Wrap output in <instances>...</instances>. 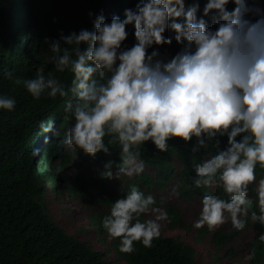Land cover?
Segmentation results:
<instances>
[{
  "label": "clouds",
  "instance_id": "obj_1",
  "mask_svg": "<svg viewBox=\"0 0 264 264\" xmlns=\"http://www.w3.org/2000/svg\"><path fill=\"white\" fill-rule=\"evenodd\" d=\"M199 12V0H138L134 9L124 10V18L115 15L107 22L103 14L96 16L94 31L82 28L45 38L54 65L47 75L42 69L29 79L14 77L11 70L2 75L22 84L35 100L67 98L63 111L72 123L62 142L73 162L80 151L95 158L110 156L113 145L119 148L118 160L103 163V179L143 174L148 142L163 153L173 139L186 145L195 139L190 149L194 186H215L226 198L205 193L193 226L211 232L230 220L242 232L255 205L251 220L264 227V176L257 180L256 173L257 167L264 170V7L259 0H206ZM129 25L135 40L130 47L125 45ZM169 29L174 37L165 35ZM173 39L182 47L162 58L159 47ZM65 72L72 74L70 86L56 75ZM15 107L13 97L0 94V109ZM40 129L60 136L51 118L41 120ZM210 146L215 154L198 160L196 154ZM252 185L255 199L249 198ZM149 213L156 215L142 221ZM164 220L170 222L156 198L130 184L111 203L101 226L109 239L119 240L121 253L131 255L136 243L153 247ZM258 240L264 244V232ZM254 258L255 249L245 257Z\"/></svg>",
  "mask_w": 264,
  "mask_h": 264
},
{
  "label": "trees",
  "instance_id": "obj_2",
  "mask_svg": "<svg viewBox=\"0 0 264 264\" xmlns=\"http://www.w3.org/2000/svg\"><path fill=\"white\" fill-rule=\"evenodd\" d=\"M55 1L74 0H0V94L16 100L14 111L0 109V264H111L103 251L67 232L54 219L48 207L47 189L55 195L60 192L56 186L48 187L53 180L62 182L64 190L74 199L101 206L87 216L89 222L101 233H106L101 226L102 218L109 214L111 203L126 194L130 184H137L146 195L151 194L156 198L157 206L168 213L169 227L187 232L191 228L184 220L180 206L174 200L165 199L162 194H154V188L163 189L176 175V193L183 199L190 200L195 196L202 199L205 193L226 197L217 187L207 189L194 186L195 172L190 149L195 139L187 145L180 139H173L169 141L168 151L163 153L148 142L142 159L154 171L145 170L140 176L131 179L126 177L121 186L115 189L111 188L112 180L99 176L103 164L91 178L90 185L85 183L80 174H77L75 181L68 180L67 171L72 165V155L64 150L62 142L63 130L67 122L71 121L65 118L63 111L67 98L58 97L53 100L44 96L35 100L22 84L16 85L13 80L3 77L2 73L11 70L14 77L29 79L35 76L38 69H42L47 75L49 71H54V65L49 62L53 53L45 43V38L58 39L61 31L65 35L82 28L94 31L93 21L96 16L103 14L107 22L115 15L124 18V10L134 9L138 0H85L82 8L72 14L61 10ZM199 2L198 15H202L206 0ZM259 2L264 7V0ZM233 7L231 3L228 5L229 10ZM206 18H209L210 26L213 22L210 17ZM127 30L129 37L125 45L130 47L135 43L133 25H129ZM165 35L174 37L175 33L169 29ZM181 47L173 39L172 44L159 47V52L164 58L161 50L175 55ZM56 75L63 83L71 85L70 72ZM49 118L53 119L55 129L59 130V137H54L51 132L42 133L40 121ZM225 145L226 137L222 138L221 147ZM37 149L39 154L35 156L33 151ZM118 152L119 148L113 145L110 156L98 153L92 159L95 164L97 160H118ZM212 154H215V149L210 146L196 155L199 160ZM176 161L180 164L178 169ZM256 173L257 179L264 176V170L259 167ZM252 186L249 198L255 199ZM161 200L163 203H160ZM253 210L255 205L249 210L246 226L255 227L248 242L250 253L255 249V258L249 264H264V244L258 240L264 227L251 220ZM141 220L147 219L142 215ZM205 232H210L206 226L198 230L194 239L200 241ZM239 234L229 222L227 228L211 231L210 239L216 247H222ZM118 244L119 240L112 239L114 252L127 264H197L195 247L179 235L162 232L161 237L153 242V247L144 248L142 244L136 243L137 250L131 255L121 253ZM229 250L233 253L231 248Z\"/></svg>",
  "mask_w": 264,
  "mask_h": 264
},
{
  "label": "rangeland",
  "instance_id": "obj_3",
  "mask_svg": "<svg viewBox=\"0 0 264 264\" xmlns=\"http://www.w3.org/2000/svg\"><path fill=\"white\" fill-rule=\"evenodd\" d=\"M84 3L85 0H74L71 2L55 1V4L61 10L70 14L80 10ZM162 54L164 59H169L174 55L168 51H162ZM71 123L72 121L67 122L66 128L63 130L64 132ZM64 150L71 153V150L65 145ZM77 151L79 150L77 149ZM78 155L79 159L74 162L73 157H71L70 163L72 165L67 171L68 180L75 181L77 174H80L84 178L85 183L90 185L91 178L95 175L97 169L104 163V161L97 160V164H95L92 157L86 156L82 151H80ZM179 167L180 164L176 161V169ZM145 170L151 172L154 171V168L145 165ZM124 178H126V176H122L120 180L113 179L110 184L111 188L115 189L120 187ZM177 183L178 180L175 175L163 189L154 188L152 192L154 194H162L165 199L176 201L182 210L184 220H186L188 225H190L191 231L187 232L181 228H171L168 225V220H164L160 221L162 225V232L168 235H179L184 241L193 245L196 249L195 256L197 264H249V261L246 260L245 257L250 254L248 242L255 232V227L253 225L248 226L240 232L236 238L222 247H216L213 244L210 239L211 232H205L201 236L200 241L195 240L194 235L199 229H196L193 225L199 217V213L202 208V199L199 196H195L190 200L179 197L176 193ZM55 186L60 192L57 195L47 189L48 207L54 219L67 232L88 241L91 246L103 251L105 254L104 256L111 262V264H127L125 260L119 258L114 252L111 245L112 239H109L106 233L99 232L89 222V218L87 217L88 214L93 213L96 207L101 206L88 201L83 202L78 199H74L64 190L63 183L56 181V179L53 180V183L48 185L49 188H54ZM254 188L255 185L252 186L253 192ZM155 215V213L144 214L146 219L154 218ZM229 222L230 220L219 229L227 228ZM230 248L233 253L230 252Z\"/></svg>",
  "mask_w": 264,
  "mask_h": 264
}]
</instances>
